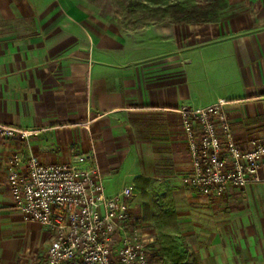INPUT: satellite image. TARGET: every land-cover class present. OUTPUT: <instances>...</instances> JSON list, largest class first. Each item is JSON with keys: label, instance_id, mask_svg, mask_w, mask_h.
<instances>
[{"label": "crops", "instance_id": "1", "mask_svg": "<svg viewBox=\"0 0 264 264\" xmlns=\"http://www.w3.org/2000/svg\"><path fill=\"white\" fill-rule=\"evenodd\" d=\"M227 3L214 22L137 24L128 10L119 22L113 0H0V127L14 130L0 135V264H42L52 238L14 207L9 159L92 150L108 195L155 179L131 207L149 243L144 207L170 208L184 264H264V168L219 195L181 181L191 169L181 108L223 102L241 148L264 136V0Z\"/></svg>", "mask_w": 264, "mask_h": 264}, {"label": "built area", "instance_id": "2", "mask_svg": "<svg viewBox=\"0 0 264 264\" xmlns=\"http://www.w3.org/2000/svg\"><path fill=\"white\" fill-rule=\"evenodd\" d=\"M223 105L181 108L191 161L181 181L206 195L258 181L264 168V136L241 148ZM13 131L0 127L3 136ZM6 180L22 218L52 231L42 264H148L150 241L131 210L134 188L124 185L106 194L93 150L52 164L34 155L14 156Z\"/></svg>", "mask_w": 264, "mask_h": 264}, {"label": "trees", "instance_id": "3", "mask_svg": "<svg viewBox=\"0 0 264 264\" xmlns=\"http://www.w3.org/2000/svg\"><path fill=\"white\" fill-rule=\"evenodd\" d=\"M227 4V0H175L173 3H168V0H128L126 9L132 13L140 9L149 14L147 18H136L137 24L152 20L158 22L168 20L172 23L214 22L219 19V12L227 7ZM155 183V179L144 176H137L133 180L134 189L143 198L145 191ZM144 213L156 227L155 239L148 243V248L155 247V242L157 250L161 252L160 260H167L171 264H184L186 247L171 234L177 231L172 209L151 216L145 206Z\"/></svg>", "mask_w": 264, "mask_h": 264}, {"label": "rangeland", "instance_id": "4", "mask_svg": "<svg viewBox=\"0 0 264 264\" xmlns=\"http://www.w3.org/2000/svg\"><path fill=\"white\" fill-rule=\"evenodd\" d=\"M127 1L128 0H113V3H114V6L116 8V11L121 13V19L120 21L121 22H124V17L127 15V9H126V4H127ZM135 13L140 16H138L137 18H147L148 17V13H146L144 10H138V11H135ZM158 22V21H157ZM20 30V28H19ZM157 253V248H151L149 250V256L151 255V261H149V258H148V262H151L152 264H154V262L156 261L157 257L159 256V254H156ZM148 256V257H149ZM167 263V262H166ZM166 263H163V264H166Z\"/></svg>", "mask_w": 264, "mask_h": 264}]
</instances>
